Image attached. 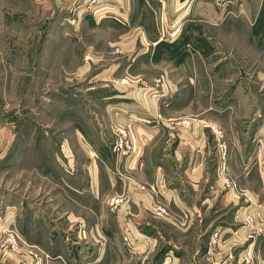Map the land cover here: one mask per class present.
I'll return each mask as SVG.
<instances>
[{
	"label": "rangeland",
	"instance_id": "obj_1",
	"mask_svg": "<svg viewBox=\"0 0 264 264\" xmlns=\"http://www.w3.org/2000/svg\"><path fill=\"white\" fill-rule=\"evenodd\" d=\"M125 1L130 11L115 13L103 10L111 0H0V200L9 194L18 202L23 174L36 173V163L40 172L60 178L59 196L49 179H32L42 184L39 197L48 218L60 216V223H41L44 237L35 239L24 236L19 220L5 226L0 247H9L15 256L3 264H264V52L258 35L244 31V13H236V34L226 18L215 29L204 23L209 38L202 42V61L196 62L198 84L189 77L190 61L182 70L187 77H175L180 88L171 93L168 73L147 59L124 76L112 72L122 56L127 58L120 42L131 38L132 28L142 26L148 33L156 23L155 15L142 7L145 0ZM95 10L97 15L90 14ZM102 15L107 17L103 24ZM158 25L164 33L167 25ZM88 44L94 45L93 56ZM164 49L171 50L169 45ZM130 58L123 63L129 64ZM174 64L181 63H168L178 73ZM138 70L141 77H132ZM133 83L147 89L146 103L158 100L163 107L182 111L167 119L164 127L172 140L164 152L167 133L160 131L161 140L147 158L154 160L149 171L127 170L138 182L134 212L140 218L131 227L147 239L130 249L113 212L132 208L131 203L114 207L111 198V210L102 213V221L87 206H75L77 216L85 218L82 223L67 221V214H56L50 203H68L62 191L67 193V184L73 182L71 170L76 188L91 184L90 158L74 134L76 126L84 129L88 99L99 100L102 90L115 94L116 88ZM164 93L168 97L160 98ZM117 138L107 143L113 152L103 150L100 156H108L100 159L112 164L118 182L125 173L115 165L123 162V148L131 149L125 139L117 148ZM68 159L73 167L67 166ZM154 163L161 164L164 174L157 181H151L158 169ZM75 194L87 203V190ZM55 223L60 235L48 238ZM93 226L107 227L110 235L88 234Z\"/></svg>",
	"mask_w": 264,
	"mask_h": 264
},
{
	"label": "crops",
	"instance_id": "obj_2",
	"mask_svg": "<svg viewBox=\"0 0 264 264\" xmlns=\"http://www.w3.org/2000/svg\"><path fill=\"white\" fill-rule=\"evenodd\" d=\"M88 1L89 0H87V2ZM111 1L112 4L104 6L103 10L105 8H110L115 13L122 12L123 10L127 12L130 11L129 2L125 0ZM240 1H242V3ZM142 7L148 9L152 15H155V26L153 29L150 28L148 33H146L145 29H142V26L132 28L131 38L124 39L120 42L121 47L125 51L124 53L127 52L126 59H129L130 56L131 58L129 64L123 63L126 59L122 56L121 61H119L116 68L112 70V72L115 71L114 73H116L117 76L121 75L120 73L124 76L123 73H125V71L127 72L130 68L135 71L136 69L134 68L136 65H138L140 61L147 59L148 64L156 68L158 71L159 69H163L168 73L169 89L171 90V93H174L176 90H179L180 86H178V81H173V79L177 76H182L179 80L186 78L187 75H184V71L182 70H184L186 64L191 61L194 64L193 70L192 72L189 71L188 74L190 75V78H195L197 81L200 72H198V65H196V62L202 61L204 53L202 42L209 38L206 37L207 33L204 23L211 24L212 26L210 25L208 28L215 29L216 26H220L226 18L227 22H229L228 26L230 30L236 34V13L238 12L245 14L244 21L246 24L244 25V31H247L248 34L249 32H254L255 36L258 35L259 45L262 48L261 53L262 51L264 52V0H232V2L227 5H219L214 0H145V4ZM87 8L88 14L90 12V7L87 6ZM100 10H102V8ZM131 10V12L134 11L133 1ZM96 12L98 11L95 10V12L90 14L97 15L98 13ZM105 18L107 17H104L103 15L100 16L101 24L105 22ZM90 22L87 20V31L90 27ZM160 22H164V24L167 25L164 33H161L159 30L160 27L158 24ZM92 44H88V52L90 53V56H93L91 51L93 52L92 47H94V45ZM248 44L252 45L250 40ZM165 45H169L171 50L164 49ZM131 49L134 51L130 54ZM176 61L181 63L174 64V69H179L178 73H175L172 68L169 69L170 67L168 65V63H176ZM139 70L136 71L137 73L135 74L132 71V77H141L143 72H140ZM161 72L162 71H160L159 74ZM159 74L153 77V79ZM197 84L198 81L196 82V85ZM93 88L96 87L91 86L89 89ZM143 88L144 87L138 88V86L133 83L129 84V86L126 85L116 88L114 92L115 94H112V91L108 92V90H102L99 94V100L97 98L98 96L96 99H94L95 97L92 98L93 96L90 97L92 99H88L87 117L84 116V121H81L84 129L76 126V132L74 134L76 141L81 143L84 152H87V158H90L87 164L89 170L87 173L91 174V184L90 181L87 182V189H85L86 186H83L85 187L84 189L76 188L74 181L75 171L73 172L71 170L69 171L70 175H68V177L72 179L73 182L70 181V183L67 184V193L65 190L62 191V194L67 198L66 201L68 203L65 204L64 202L61 203L58 201L50 203L54 209L57 210L56 214L62 215V211L63 214H67L66 220L69 222L74 223L79 221L82 223L83 221L81 220L85 219L83 216H77L74 209H72L75 206H87V211H92L97 217L99 216L100 220L98 221H102V213H106V209L107 211L109 209L111 210L108 205L110 199L117 195H125L128 198L127 202L131 203L130 206L132 208L125 207L116 211L112 210L115 211L113 212V216L116 215L118 218V227H120L123 237L128 235L138 247L143 245L144 242L146 243L147 239L145 238V235L140 233L136 234L132 229L133 227H131V225H133L134 222H137L140 218V214L134 212V208L137 206L135 204H137L136 199L138 196V194H136L137 187L135 186L138 182L135 179V176L130 172H127V170H135L138 173L140 172L139 170L144 171V169L145 171H149L150 167L153 166L154 160L151 162V160L149 161L147 158H149V153H152L159 140H161V135H159L160 131L163 130L164 133H167L166 128L164 127L168 124L167 119L178 115V113L182 111V109L175 108V106L170 108L163 107L158 100L146 103L144 100H146V94L148 92L147 89L143 90ZM160 88L162 87L160 86ZM162 95H160L162 96L160 97L162 99L168 97L165 93ZM111 99H113L112 101L114 102L106 101ZM172 110L174 113H172ZM161 114H163V119L160 118ZM73 124L77 125L75 122ZM236 126L237 125H235V127ZM122 131H127L129 133L127 139L131 141L132 148H130L131 150L123 149L121 152L123 155L119 153L122 156L123 162L119 168L117 167L119 165H115V167L116 169H121V172L123 174L125 173V175L117 182L112 175L114 172L111 168L113 167L112 164L105 163L100 159L102 157H107L108 155H105L104 152V155L101 154L100 156V153L103 150L108 151L109 153L113 152L112 146H109L107 143L112 142L111 138L118 140L117 136L119 137ZM261 131L263 130L261 129ZM164 133L162 134L163 136ZM166 136L164 138H166L165 142L167 143H165V146L163 147V152L172 140L169 137L170 133H167ZM67 147L71 148L68 145ZM65 157L69 158L67 155H65ZM163 157H161L162 160ZM192 157L193 155H190V158ZM196 157L198 158L197 154ZM92 158L93 160L91 163ZM97 158L99 160H97ZM55 159L58 164H55V166L58 169L60 161L57 157ZM68 160L67 166L73 167V160ZM154 165L156 166V163H154ZM38 166L39 163H36V167H34L36 168L35 175L33 173L23 174V182H25V184H23L19 190L20 195L18 202H13V199L9 194H4V197L2 196V199L0 200V238L4 236L2 229L5 226L10 225L11 222H17V220H19L18 222L20 223V228L24 236L31 239L41 236L44 237L43 224L41 223H60V216L57 218H55V216L48 218L50 214L46 211V208L42 206V203L40 202L41 197H39V194L42 192V184L36 182V184H33L32 180L33 178H36L37 180L40 177L41 180L44 178L49 179L51 183L56 186H52V190L54 191L55 188V191H58L56 194L59 196V175L56 173L54 176L53 173L46 174L40 172L39 169L37 170ZM156 167H158V169L153 170L151 181H157L164 175L160 169L161 164H158ZM86 190L88 196L87 203L81 201L79 198L77 200L75 192L83 194ZM57 198L59 197L54 199L57 200ZM50 199L53 198L51 197ZM60 207L62 208L60 209ZM125 210L126 214H124ZM50 213L53 215V212ZM98 213H100V215H98ZM92 218L93 216L91 219ZM87 221H90L88 213ZM93 227L94 228L91 227V229L87 230L89 232L88 234L93 233L95 236L106 238L110 235L107 227H104V229L102 227L101 230H99L97 226ZM59 235L60 230L57 225L52 226L46 234L48 238H55ZM12 255H14V253H11L9 247H0V264L6 262L8 256Z\"/></svg>",
	"mask_w": 264,
	"mask_h": 264
},
{
	"label": "built area",
	"instance_id": "obj_3",
	"mask_svg": "<svg viewBox=\"0 0 264 264\" xmlns=\"http://www.w3.org/2000/svg\"><path fill=\"white\" fill-rule=\"evenodd\" d=\"M214 1L219 5H227V4L232 2V0H214ZM128 134L129 133L127 131L121 132V135H119L120 136V143H119V141L117 142V148L120 149L121 147H123L124 139H125V141H124L125 147L127 149L131 148V141L127 139ZM126 202H127V196H125V195H117L111 199V204L114 207L122 206ZM16 235H17V237H20L18 234H16ZM9 237H11V242L13 244L12 248H15V250H16V244H17L16 237L14 236V234H12V232L9 234ZM123 240H124V244L127 245L130 249L135 248V246H136L135 242H133L132 239L128 235H125ZM2 246H4V245L2 244ZM35 257L38 258V255L36 254Z\"/></svg>",
	"mask_w": 264,
	"mask_h": 264
}]
</instances>
